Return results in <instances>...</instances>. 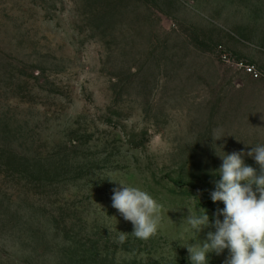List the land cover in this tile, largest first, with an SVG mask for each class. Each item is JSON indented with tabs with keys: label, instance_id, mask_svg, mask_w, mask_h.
Here are the masks:
<instances>
[{
	"label": "rangeland",
	"instance_id": "374dc122",
	"mask_svg": "<svg viewBox=\"0 0 264 264\" xmlns=\"http://www.w3.org/2000/svg\"><path fill=\"white\" fill-rule=\"evenodd\" d=\"M256 146L264 0H0V264H191L186 217L215 218L220 156ZM112 181L162 205L155 236Z\"/></svg>",
	"mask_w": 264,
	"mask_h": 264
},
{
	"label": "clouds",
	"instance_id": "9594fccd",
	"mask_svg": "<svg viewBox=\"0 0 264 264\" xmlns=\"http://www.w3.org/2000/svg\"><path fill=\"white\" fill-rule=\"evenodd\" d=\"M224 136L220 132L214 139ZM244 155L252 157L258 169L245 164ZM220 157V179L215 181L210 197L213 202L222 201L224 208L212 220L205 209L195 215L190 212L186 222L195 239L182 246L187 248L191 264H209L210 253L219 256L226 249L229 255L224 264H264V146L253 147L246 154L233 151ZM118 184L120 187L113 189L112 207L132 223L131 234L142 240L155 236L162 205L140 188ZM205 229L214 230L200 240L199 234ZM120 233L117 242L123 244L128 233Z\"/></svg>",
	"mask_w": 264,
	"mask_h": 264
},
{
	"label": "built area",
	"instance_id": "2783aa9c",
	"mask_svg": "<svg viewBox=\"0 0 264 264\" xmlns=\"http://www.w3.org/2000/svg\"><path fill=\"white\" fill-rule=\"evenodd\" d=\"M222 59L224 61H230V57L228 56L227 53L222 54ZM248 69H249L250 72H254L255 75H258V73L256 72V70L253 67H248Z\"/></svg>",
	"mask_w": 264,
	"mask_h": 264
}]
</instances>
